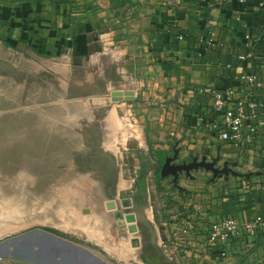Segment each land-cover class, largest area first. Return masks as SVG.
Here are the masks:
<instances>
[{
  "label": "crops",
  "instance_id": "0c3cea01",
  "mask_svg": "<svg viewBox=\"0 0 264 264\" xmlns=\"http://www.w3.org/2000/svg\"><path fill=\"white\" fill-rule=\"evenodd\" d=\"M0 41L22 54L62 58L54 74L80 94L98 85L92 58L104 59L106 80L125 75L134 104L149 107L142 112L153 162L172 148L181 159L216 158L218 167L252 173L214 176L197 169L180 174L176 184L172 179L185 210L169 226L194 264H264V0H0ZM250 51L254 56L245 57ZM243 74L263 84H248ZM232 107L243 111L250 139L221 138ZM107 129L98 130L110 143L104 150L118 160V129ZM225 216L238 228L220 258L207 236ZM251 221L258 223L254 233L246 230ZM162 229L165 236L168 228ZM28 250L32 258L19 254ZM0 264L118 263L82 239L41 230L1 241Z\"/></svg>",
  "mask_w": 264,
  "mask_h": 264
},
{
  "label": "rangeland",
  "instance_id": "374dc122",
  "mask_svg": "<svg viewBox=\"0 0 264 264\" xmlns=\"http://www.w3.org/2000/svg\"><path fill=\"white\" fill-rule=\"evenodd\" d=\"M91 60L98 85L80 94L54 74L62 58L0 41V242L45 230L82 239L118 264H194L170 230L185 209L172 175L158 183L166 157L155 163L147 149L142 111L149 107L112 100L135 88L125 75L106 80L104 59ZM106 128L118 129V160L104 150ZM183 160L192 158L175 163ZM19 254L32 258L30 250Z\"/></svg>",
  "mask_w": 264,
  "mask_h": 264
},
{
  "label": "built area",
  "instance_id": "2783aa9c",
  "mask_svg": "<svg viewBox=\"0 0 264 264\" xmlns=\"http://www.w3.org/2000/svg\"><path fill=\"white\" fill-rule=\"evenodd\" d=\"M253 52H248L245 57H253ZM242 58H244L242 56ZM261 61L264 71V52L261 55ZM241 80L248 84H256L261 86L263 81L259 80L256 75L243 74ZM245 122V115L241 109L227 108L223 118L224 130L221 133V138L224 140H230L232 142H241L244 139H250L251 135H244L243 126ZM248 233H254L258 223L257 221L248 222L246 225ZM238 228V222L229 216L220 218L214 221L209 227V233L207 236V243L216 247V255L220 258H224L227 255V250L222 246L226 243L230 235Z\"/></svg>",
  "mask_w": 264,
  "mask_h": 264
},
{
  "label": "water",
  "instance_id": "95a60500",
  "mask_svg": "<svg viewBox=\"0 0 264 264\" xmlns=\"http://www.w3.org/2000/svg\"><path fill=\"white\" fill-rule=\"evenodd\" d=\"M135 94L134 91L127 90L124 92H114L112 96V100L121 101V100H134ZM179 157L178 150H174L173 155H169L165 158V162L161 166V177L165 178L167 176L172 175L173 181L176 184L180 174L185 172L186 174H190L193 170L197 169H205L208 171H212L214 176H218L220 174H233L236 176L245 175L246 177H250L252 173L241 174L237 171L233 170L228 163H225L224 167L216 166L217 159H213L212 161H207L205 158L199 159L198 157H193L191 161L183 160L180 163H175V161ZM132 218V217H131Z\"/></svg>",
  "mask_w": 264,
  "mask_h": 264
},
{
  "label": "trees",
  "instance_id": "16d2710c",
  "mask_svg": "<svg viewBox=\"0 0 264 264\" xmlns=\"http://www.w3.org/2000/svg\"><path fill=\"white\" fill-rule=\"evenodd\" d=\"M144 165H145V163H144ZM161 164H160V167H159V169L157 170V172L159 173V177H158V183L161 181V179H163L162 177H161V175H160V171H161ZM145 174H146V171H141V174H140V179H139V184H138V186H139V189L142 191L144 188H145V186H146V182H145ZM149 262H150V264H160V263H158V262H153V261H150V260H148Z\"/></svg>",
  "mask_w": 264,
  "mask_h": 264
},
{
  "label": "bare ground",
  "instance_id": "6f19581e",
  "mask_svg": "<svg viewBox=\"0 0 264 264\" xmlns=\"http://www.w3.org/2000/svg\"><path fill=\"white\" fill-rule=\"evenodd\" d=\"M88 179V178H87ZM93 181V180H92ZM81 187H83V186H81ZM84 189V188H83ZM82 195V194H81Z\"/></svg>",
  "mask_w": 264,
  "mask_h": 264
}]
</instances>
